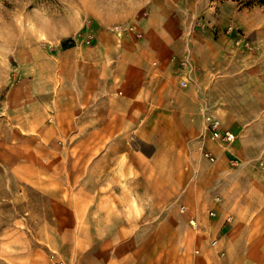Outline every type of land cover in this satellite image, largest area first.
Here are the masks:
<instances>
[{"label": "rangeland", "instance_id": "obj_1", "mask_svg": "<svg viewBox=\"0 0 264 264\" xmlns=\"http://www.w3.org/2000/svg\"><path fill=\"white\" fill-rule=\"evenodd\" d=\"M116 56L142 59L129 80ZM150 84L173 106L264 118V0H0V264H264V219L237 208L264 200V168L176 175L181 146L138 112L165 103ZM128 105L135 121L112 126ZM192 184L218 186L222 211Z\"/></svg>", "mask_w": 264, "mask_h": 264}, {"label": "crops", "instance_id": "obj_2", "mask_svg": "<svg viewBox=\"0 0 264 264\" xmlns=\"http://www.w3.org/2000/svg\"><path fill=\"white\" fill-rule=\"evenodd\" d=\"M162 48L161 46L159 49V55L162 54L163 58H165L166 51L162 50ZM132 58L133 59L128 57L125 59L122 56L112 58L113 72H117L114 76L119 75L121 78L129 80L131 68L135 69L133 66L138 68L137 64H141L142 62V59ZM168 59L170 60V58ZM150 87L156 90L155 92L151 91L150 95L155 96L158 100L160 96L165 98V103L144 107L138 112L146 114L142 121L144 128L148 129L160 126L161 130H165L168 138L175 139V144L181 146V148L177 150V152L181 154L177 158L178 165L174 169L176 175L181 177L209 175L210 177L219 178L220 180L221 178L230 176V174L252 177L258 170L264 168L260 163L261 159L264 158V118L258 121H250L249 119L242 120L241 114L245 111V107L239 105H232L231 107L222 104L216 105L217 102L214 100L212 101L213 103H211L214 107H210L209 109L200 107L199 105L189 106L182 104L173 106L167 101V91L164 89L160 90V85L153 87V84H150ZM219 95L217 94L215 96L212 94L211 96L215 99V97ZM122 109L123 110H116L112 108L111 111L118 114L112 118V126L116 127L117 124H119L118 126L120 128L125 127L127 124L129 127L133 122L132 120L134 119L135 121L136 116L134 114L139 108H136L134 105H128ZM209 110L221 119L224 128L235 133V138L232 141L214 139L210 136L205 118V113ZM226 111L234 116V118L232 117L234 119L231 121L232 123L226 121L224 116ZM202 145L215 156V160H210L205 156L207 160L214 161L210 165L213 168L208 169V171H204L205 167H203L204 169L197 168L196 166H193V168H185L184 164L187 161H194L207 165L208 161L206 163V159L202 158L203 155H200L201 158L198 155H187L188 152L192 153V150H196V148L200 151ZM229 162H235L231 163L233 167L229 166ZM217 187L218 186L215 185L214 189L211 187L207 189H197L192 184L191 187L188 188L192 191H196L198 198L196 202L200 203V207L208 205L214 207L218 212H221L223 209L222 202H217L216 199L222 198L223 193L219 188L216 189ZM251 198V193L246 191L243 199H240L241 205H238L237 208H242L245 211V217L252 212L257 216L255 217L256 221L257 219H264V217H262L264 216V200L247 201ZM255 198L257 199V197ZM253 210H255V212H253ZM219 222L220 218L217 214L214 217H209V227ZM214 237L216 236L214 235L212 238ZM246 251V254L250 253L248 252L249 250ZM57 264L69 263L59 262ZM140 264L151 263L144 260L143 263ZM185 264H209V262L204 256H193L192 260L190 259Z\"/></svg>", "mask_w": 264, "mask_h": 264}, {"label": "built area", "instance_id": "obj_3", "mask_svg": "<svg viewBox=\"0 0 264 264\" xmlns=\"http://www.w3.org/2000/svg\"><path fill=\"white\" fill-rule=\"evenodd\" d=\"M182 64L186 66L184 61H182ZM180 74L182 75L184 74V69L180 71ZM186 83L187 82H186L185 77L181 76V84L186 85ZM205 118L207 121L208 132L212 138L224 140V141H232L235 138V133L229 129L224 128L222 125L221 119L216 114H214L212 111H207L205 113ZM205 156L209 158L210 160H214L213 154L209 151H205ZM261 163H264V160H262ZM208 213L210 216L216 215V212L214 210H209ZM230 219H231V216L229 215L227 217V220H230ZM217 243H218L217 238H213L211 240L212 245H217ZM220 253H223V252L220 251Z\"/></svg>", "mask_w": 264, "mask_h": 264}, {"label": "bare ground", "instance_id": "obj_4", "mask_svg": "<svg viewBox=\"0 0 264 264\" xmlns=\"http://www.w3.org/2000/svg\"><path fill=\"white\" fill-rule=\"evenodd\" d=\"M213 154V153H212ZM213 156H214V154H213ZM214 160H215V156H214ZM212 210V209H211ZM209 212V211H208ZM216 212V211H215ZM209 214V213H208ZM210 216V215H209ZM192 222H194V220H192ZM214 238H216V237H214ZM213 239V238H212ZM211 239V240H212ZM218 239V238H217ZM210 243H211V241H210ZM212 245V244H211ZM216 246V245H215ZM220 251H222V250H219L218 252H220Z\"/></svg>", "mask_w": 264, "mask_h": 264}]
</instances>
